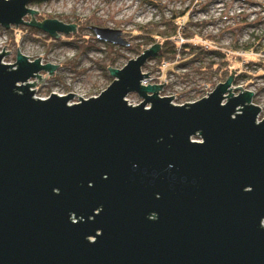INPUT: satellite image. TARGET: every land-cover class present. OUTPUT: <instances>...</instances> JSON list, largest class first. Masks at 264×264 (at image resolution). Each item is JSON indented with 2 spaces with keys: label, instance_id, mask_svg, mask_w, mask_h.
Wrapping results in <instances>:
<instances>
[{
  "label": "water",
  "instance_id": "95a60500",
  "mask_svg": "<svg viewBox=\"0 0 264 264\" xmlns=\"http://www.w3.org/2000/svg\"><path fill=\"white\" fill-rule=\"evenodd\" d=\"M31 0H0V26L57 37ZM31 14L29 22L23 17ZM96 39L127 46L117 29ZM159 40L96 96L34 97L58 64L0 52V264H264V116L233 73L193 102L142 84ZM36 76L33 82L28 80ZM141 101L127 103L128 93ZM225 100V101H223ZM198 136L200 140H193Z\"/></svg>",
  "mask_w": 264,
  "mask_h": 264
},
{
  "label": "rangeland",
  "instance_id": "374dc122",
  "mask_svg": "<svg viewBox=\"0 0 264 264\" xmlns=\"http://www.w3.org/2000/svg\"><path fill=\"white\" fill-rule=\"evenodd\" d=\"M27 6L37 11L32 13L34 21L54 18L65 24H76L75 31L66 34L57 32L60 35L57 37H50L28 23L17 25L19 32L8 31V28L0 26V52L3 46V51L9 50L2 58L3 63L15 62L17 47L18 52L30 56L27 58L31 61L40 56L42 64H58L52 75L46 74L44 77L48 71L38 72L43 82L31 85L34 97L45 98L50 92L59 95L71 92L74 94L69 103H73L80 100L78 96H96L113 80L107 66L121 68L128 59L135 58L158 40L137 48L140 41L131 34L135 26L160 22L162 15L169 17L171 12L184 11L188 7V15L193 23L203 21L199 25L201 33L214 35L216 45L225 53L228 51L225 75L209 73L202 65L209 58L203 54L198 57V61H185L186 65L180 67L167 56L160 60L150 57L141 66L143 73L148 72L142 84L164 82L158 95H173L171 103L183 104L207 96L206 92H211L217 83L224 81L232 68L235 72L232 75L231 92L237 94L241 91L234 88L238 85L251 91V102L260 109L257 119L264 116V73L259 65L264 62V39H255L256 35L264 31V0H44L30 1ZM30 19L31 14L23 17L27 22ZM90 26L120 30L129 44L124 46L96 39ZM162 40H159V48ZM185 40L180 37L174 39L178 45ZM192 40L214 44L211 40L198 37ZM245 44L253 46L255 50L244 52L242 48ZM230 45L237 46V51L228 49ZM182 55L186 56L185 53ZM250 59L255 60V63H248ZM242 72L245 73L244 77L239 75ZM36 79L34 76L28 81L31 83ZM125 99L131 105L141 101L134 92L128 93ZM192 139L200 140L198 136ZM262 223L264 225V220Z\"/></svg>",
  "mask_w": 264,
  "mask_h": 264
},
{
  "label": "trees",
  "instance_id": "16d2710c",
  "mask_svg": "<svg viewBox=\"0 0 264 264\" xmlns=\"http://www.w3.org/2000/svg\"><path fill=\"white\" fill-rule=\"evenodd\" d=\"M33 2H42L44 0H31ZM203 21L193 23L188 15V7L184 9V11H177L171 12L169 17L161 16L160 22H147L143 25H137L133 29L131 34L139 39V43H137L136 47L140 48L148 43H153L157 39H163V43L159 48V51L155 56L152 58L161 59L167 56V59H171L176 61V65L184 66L186 64L185 61H193L197 60L200 55L208 56L209 61L202 64L203 67L209 71V73H214L218 75H225L224 72L226 71L228 65L227 62V53L222 51L220 47H218L213 39L214 35L206 34L203 35L201 33V26ZM192 26H197V29H193ZM33 29V28H32ZM34 30V29H33ZM32 30V31H33ZM8 31L12 32H19L18 27H9ZM49 37V36H48ZM177 37L181 39H186L185 41L181 42L179 45L174 41ZM196 37L201 39H208L211 40L214 44H210L203 41H193ZM255 39H264V31L255 36ZM166 43L168 46H166ZM210 44V45H209ZM108 47L111 45L106 44ZM227 48V47H226ZM231 51H237L238 47L234 45H230L228 47ZM244 52H252L255 49L251 45H243ZM186 54L183 56L182 54ZM182 55V57H181ZM258 62V61H257ZM248 63H255V60L250 59ZM260 68L262 69L261 72L264 73V62L259 63ZM200 69V66L197 67V70ZM245 73H240L241 76H245ZM182 76V74H180ZM237 75H235L236 77ZM221 80V78H219Z\"/></svg>",
  "mask_w": 264,
  "mask_h": 264
}]
</instances>
